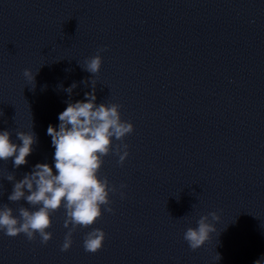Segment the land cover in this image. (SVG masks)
<instances>
[{
  "label": "clouds",
  "instance_id": "obj_1",
  "mask_svg": "<svg viewBox=\"0 0 264 264\" xmlns=\"http://www.w3.org/2000/svg\"><path fill=\"white\" fill-rule=\"evenodd\" d=\"M104 50L98 49L95 56L84 61L83 66L79 64L92 74L90 81H81L85 85L90 82L92 90L85 92L82 101L73 103L69 100L65 110L58 115V126L49 124L47 127V135L51 137L55 149L54 168L48 163H37L19 180L16 179L15 171L5 177L13 183L8 201H24L30 206L14 210L8 203L0 204V232L6 236L24 234L29 241H33L38 234L41 243L47 244L52 239V232L48 231L52 227V216L63 209V226L68 231L61 246L62 252L71 248L73 234L79 229L91 228L83 238L86 252L96 253L103 247L106 233L92 226L101 219L103 211H113L110 194L117 189L106 176L101 178L100 170L104 158L110 154L119 157V164L124 163L129 155V145L124 140L134 131V125L122 119L121 105L96 102L97 82L93 77L101 69L100 53ZM35 75L30 69L23 71V76L34 84ZM76 87L77 83L73 82L63 90L71 96ZM11 136L8 129H0V161L11 159L13 169H19L28 163L27 157L32 154L38 138L32 130L16 132L20 143L14 142ZM114 140L119 143L114 145ZM123 187L125 185H121ZM120 195L123 197L124 193ZM219 220L217 212H209L200 216L196 227L186 229L183 238L192 251L201 248L210 235L217 231L213 222ZM216 258H221L219 253ZM255 264H264V257L255 261Z\"/></svg>",
  "mask_w": 264,
  "mask_h": 264
}]
</instances>
